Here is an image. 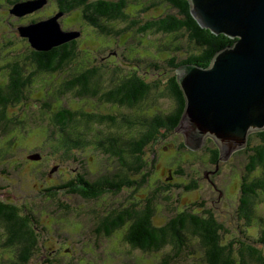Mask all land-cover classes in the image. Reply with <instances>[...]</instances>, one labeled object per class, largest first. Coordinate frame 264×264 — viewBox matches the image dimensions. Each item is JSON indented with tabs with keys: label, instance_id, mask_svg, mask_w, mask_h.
I'll return each instance as SVG.
<instances>
[{
	"label": "rangeland",
	"instance_id": "374dc122",
	"mask_svg": "<svg viewBox=\"0 0 264 264\" xmlns=\"http://www.w3.org/2000/svg\"><path fill=\"white\" fill-rule=\"evenodd\" d=\"M0 1L4 6L0 8V67L15 66V63L19 66L36 67L32 58L28 56L29 51L36 48L16 35L18 27L28 24H20V19L8 12L9 0ZM157 1L132 0L126 12L130 13L131 20L138 19V23L132 24L129 17L125 20L113 21L109 24L111 34L92 30L88 33L84 30L83 36H80L79 31L75 29L77 22H74V25L70 24L67 29L61 28L60 23L65 18V14L57 15L56 21H51V33L54 38L49 43L50 47H43L49 49L78 38L77 54L66 65L67 71L71 72L73 67H82V65L83 69L86 66L100 67L98 71L103 72L101 78L107 81L110 77H121L134 72L133 74H138L147 82L158 84L159 87L153 86L151 92L136 105L138 107H133L130 112L133 116L137 113L149 116L156 113L164 114L171 109L173 100L167 95H155V93L157 89L164 88L169 74L176 73L170 68L173 66L168 60L170 57H175L177 62L190 53L200 52L202 47L191 40L185 30L173 32L148 30L144 33L138 30V26L147 19L177 13V10L165 0L158 3ZM43 4L45 5L46 2ZM47 12L45 9L39 14ZM79 12L75 10L68 15L73 21L78 20ZM60 17L61 20L58 21ZM128 25L130 27L124 31V27ZM119 29L122 30L120 34L114 31ZM62 32L71 33L72 37L65 39L61 35ZM88 49L90 56L85 54ZM108 67L117 68L111 73ZM124 70L128 72L124 73ZM55 76L46 77L51 81L49 80L48 85H43L42 80L45 79V75L39 73L36 79L41 81L27 84L20 92L22 98V93L25 91L23 93L26 96L25 103L21 104V100L11 102L6 111L0 112V201L16 205L21 213L27 212L34 220L37 240L31 256L37 264H40L43 257H47L48 264H162L164 260L167 261L165 264H204L206 261L204 247L199 237L189 233L183 234L185 239L183 246L179 247L167 242L158 249L143 250L132 248L123 238L121 240L119 236L122 232L115 231L107 237L105 235L96 237V234L90 233L92 225L85 235L74 226L68 227L65 222L59 221L61 214L67 218L68 225L80 221L82 224H91L93 215L105 213L106 208L111 209L113 198L115 200L123 197L131 200L143 198L146 194L149 196L155 188L157 191L154 193L158 197L155 201L163 204L159 211H155L153 222L156 225H163L169 217H174L181 211L198 212L203 216L212 213L216 222L221 225L218 229L220 242L230 245L233 254L236 255L240 248H244L242 245L244 243L259 248L264 256V241L261 240L264 231V188L258 187L255 193L249 194L251 204L245 210L240 200L243 184L264 180V170L260 165L252 170L247 169L252 153L250 150L236 151L230 159L219 162L218 167L215 168V165L209 162V148L213 146L211 142L206 143L207 148L203 147L197 151H192L186 146L180 148L178 153L179 168L182 169V173H176L175 168L178 165L172 164L175 151L167 150L173 145L177 146L178 142L183 140V136L180 132L171 134L172 131L166 138L157 142L156 151L152 155L150 150L145 153L146 166L143 168L148 175L154 171L159 176L169 178L172 181V186L168 187L171 188L170 191L162 190L158 185L154 186L146 180L141 185H133L118 194L106 191L108 196L102 195L106 198V202L70 193L74 198V201L70 202L73 208L71 211H66L58 205L59 199L63 201L62 194L57 195V199L54 200V191L50 192L52 200H49L51 198L45 192V188L60 177L58 181L73 178L79 169H76L73 156L75 152L70 151L69 158L61 159L59 156L62 152L54 153L52 148L50 151L49 147H40L46 134L44 125L47 126V134L50 136L56 133L57 129L52 126V119H49V114L53 115V111L56 110L55 96L48 97L51 108L45 106L42 101L45 91L58 89L56 80L61 76L60 74ZM67 77H71V74L68 73ZM9 81L4 71L0 69V87L7 90L5 87ZM75 94L72 91L63 96L62 106L84 110L88 107L97 111L106 108L95 98L88 100ZM27 97L41 98L36 102L26 100ZM90 103L92 107H89ZM68 128L73 131L78 125L71 124ZM257 141L258 139L253 137L252 142ZM96 154H101L96 148L85 150L84 156L91 160V166L96 163L95 168H99L108 164L102 156L95 157ZM153 157L155 159L152 161ZM110 167L113 168L112 164ZM94 172L85 177L92 178L94 174L99 176L97 171ZM207 173L215 187L207 181ZM191 183L195 184L187 189L186 186ZM45 196H48L47 199ZM42 210H46L47 214H43ZM88 235L96 237V240ZM247 264L258 263L249 259Z\"/></svg>",
	"mask_w": 264,
	"mask_h": 264
},
{
	"label": "trees",
	"instance_id": "16d2710c",
	"mask_svg": "<svg viewBox=\"0 0 264 264\" xmlns=\"http://www.w3.org/2000/svg\"><path fill=\"white\" fill-rule=\"evenodd\" d=\"M20 1L23 0H9L10 7L8 8V12L11 13L10 9L14 6V4H16V2ZM55 1H58V5H60V7L57 8L60 9L59 12L62 16L64 14L73 13L75 10L80 11V18H78V20L74 19L73 21L70 18V15H67L69 17L63 18L62 21L65 27H68L70 24L74 25V22H77L75 23L77 24L75 29L79 31L78 33L80 36H83L82 29H87L88 24L92 25V22L94 24L98 17L99 21L104 24V26L100 25V27L97 28V31L105 32L106 34L107 32L111 34L109 24L113 21H121V19L125 20L127 17L131 20V15L126 12V8L132 0H46L45 5H48V2H52V5L56 8ZM158 1L162 2V0ZM165 1L172 5V7L177 10V13H169L164 16L147 19L138 26V30L142 33L148 30L159 32L185 30L188 32L190 39L202 47L200 52L190 53L185 58L177 62L175 61V57H170L168 63L173 66L170 67L171 69L173 68L172 71H176L177 68L184 63H194L206 67L217 50L233 43L234 39L222 33L214 34L209 29L201 27L190 13L188 0ZM20 21L23 23L22 19ZM131 22L132 24H136L138 23V19H132ZM129 27L130 25L124 27V31ZM86 31L91 33L90 29ZM114 31L119 34L122 32L120 29L119 31ZM16 35L24 41L27 40L30 44L28 38L21 36L18 29ZM76 49V44L72 45L70 43L46 50H36L32 48V50L29 51L28 56L32 58V61L37 65L36 67H28L27 65L19 66L18 63H15V66L11 65L8 70L9 74H7L8 79L10 80L8 85L5 87L7 90L0 87V112L6 111L8 104L11 102H18L21 100V104L25 103L26 96L23 95L25 91L22 93V98L20 95L23 87L31 82L37 83L41 81L36 79L40 72L36 74L33 73L31 75V70L50 68L61 70V74L64 76L70 73L71 77L63 78L62 81H60V78L57 80L58 82L60 81L57 83L58 89H51L42 98V101L44 102L43 104L45 106L48 105L51 108V103L49 102L48 97L53 95L55 96L54 102L56 110L53 111V115H51V113L49 114V119H52V126L54 128L57 127V129L55 131L56 133L50 136L47 134V126L40 123V125H44L46 127L45 138L40 143V147H49L50 151L52 148V152L54 153L62 152L59 156L61 159L69 158L68 154L70 151L78 153V149L83 146L85 149L91 147L102 148L111 154L112 164H114V161L120 163L121 166H117V171H121L120 175L124 176L126 171H129L132 175H138L142 172V175L146 176V180H149L150 183L154 184V186L158 185L159 188H162V190L166 189L170 191L171 188L168 187L172 186V181L169 178L163 175L159 176L154 171H152V174L148 175L144 169L141 171L140 169L142 164L145 163V153L147 154L148 150H150V155H152L156 151V144L158 141L166 138V136L172 131L173 132L171 134L178 133L175 130V127L177 126L180 116L184 110L185 100L177 81L176 73L169 74L164 88L157 89L155 93V95L162 94L170 97L173 100L171 109L166 111L164 114L156 113L149 116L137 113L133 116L130 110L133 107H138L136 105L141 103L146 94L151 92L154 88L153 86H158V84H151L142 76L133 74L134 72H132V76L129 77L125 75H122L121 77L116 76L119 81H124L120 86L119 82L112 83L110 80L107 81L102 79L101 75H103V73L101 74L98 71L90 72V70H87L83 75L81 72L82 67H84L83 65L82 67H73L71 72L69 70L67 71L66 69L68 67L66 65H68L71 61L70 59L77 54ZM84 50H86V48H84ZM85 54L88 56L91 55L89 49ZM2 68L5 69V67H0L1 70ZM46 77L52 76L45 75V79L42 80L43 85L49 84L50 79ZM68 78L72 79L68 80ZM80 83L82 86H80ZM62 84L64 85L59 88V85ZM97 87L102 91L105 90L104 92L109 100L126 104L129 108L127 110L128 112L116 114L113 110H111L107 114L100 115L95 113L99 111L88 109V107L84 110L83 108L70 109L62 106L63 96H66L68 92L74 91L76 93L75 95L78 97L84 96L83 99L90 100L91 96L97 95V93H95L97 91ZM87 96L90 97L87 98ZM40 98L27 97L26 100H35L37 102V100L40 101ZM100 111L105 113L107 109H101ZM71 124L78 125V128L71 131V129L68 128ZM93 132L95 135H93ZM253 137L258 139L256 143L252 142ZM207 142H211L213 144V146L209 148V162L214 164L216 168V166L218 167V163L222 161L219 160V149L210 137L207 138L206 143ZM126 143L130 146V152L128 154L122 153L124 151L111 152L116 148V145L124 146ZM206 143L203 146L205 148H207ZM185 147L186 145L184 141L181 140L178 142L177 146L173 145L172 148L167 150L175 151L174 161L172 164L178 165L175 168L176 173H182V169L179 168L178 153L180 148ZM239 150H250L252 152L250 155V162L247 166L248 170L254 169L257 165H260L264 170V130L250 133L248 135L247 145ZM235 152L236 151H234L232 155ZM75 153L73 155L74 159L76 157ZM83 159L81 160L82 166L86 172L87 170H90L88 171V174L95 173L94 171H101V169L95 168L97 165L96 163L91 166L88 158L84 156ZM154 159L155 157L152 158V161ZM165 161L168 162L167 160ZM125 162H130V164L125 167L124 170ZM82 166L81 169L79 168L75 172L74 176L78 177L79 183H70V189L68 188L66 191L62 192V186L67 185L66 182L56 185L59 187L58 189L51 187V189H53L52 191H50V189L46 190L45 188V192L51 198L49 200H52L50 192L54 191V200L57 199V195L62 194L61 198L63 201L59 199L58 205H61L66 211L73 210L72 206H70V202L74 201V198L70 195V193L86 198L96 197L98 198L97 200L103 202L106 200V198L102 197V195H106L104 191L107 189L106 186L110 184L109 180L111 172L106 171L108 173H103L102 175L96 177L94 174L92 178H86V172H81V170H83ZM108 168L109 167H103V171ZM209 176L210 175H208L207 178H209ZM67 179H62L61 181H66ZM57 181H54L51 184H55ZM207 181L214 186L213 180L210 181L208 179ZM74 182H76L75 178ZM193 184L195 183L187 185V189L190 186L192 187ZM258 187L264 188V180H258L250 184H243L242 196L240 197L243 210L251 204L250 198H248L249 194L255 193V189ZM155 191H157L156 188L151 194H149V196L146 194L143 197L146 198L145 204H143V201L138 200V198L133 200L132 203H125V201H120V199L116 200L119 202V205H127L128 208H130L124 210L123 212H119L118 215L109 216L106 214L105 218H102L101 220L96 218L98 214L95 213L97 216H92L93 222L91 224H82L80 221L74 222L73 225H68L67 218H64L61 214L59 216L60 220L59 218L58 220L65 222L68 227L74 226L85 235H87L91 225L98 223L99 221L98 228L96 230L91 228L90 230V233L96 234V237L103 236L104 234L110 235L115 231H119L122 232V235L119 236L120 239L123 238L124 241L130 245V247L140 248L143 250L158 249L167 242H171L179 247L183 246L185 242L183 234L189 233L199 237L200 242L204 247L206 259L204 264H247L249 259L256 261L258 264H264V256L261 254V250L253 245L242 243L244 248H240L238 253L235 255L232 253L230 245L222 244L218 235V229L221 225L216 222L212 213H207V217L198 212L187 210L181 211L174 217H169L168 221L164 222L163 225H156L153 222L154 214L155 211H159L163 207V204L155 201V199L158 198L154 193ZM107 196L108 195H106V197ZM47 197L45 196L46 199ZM164 207L166 208V206ZM107 210L108 209L106 208V211ZM41 212L43 214H47L46 210H42ZM34 223V221H30L26 213L21 215L18 212V207L16 205L0 201V226H3L6 229L4 230L0 227V264H25L24 260H26L27 256L32 253L36 245L37 236L35 233ZM261 240L264 241V231L262 232ZM14 243H16V246H20V256L17 262L16 260L8 258V256L11 255V252L10 249H8L7 244ZM2 257L5 258L3 259ZM166 262L167 261L164 260V263L162 264H165Z\"/></svg>",
	"mask_w": 264,
	"mask_h": 264
},
{
	"label": "water",
	"instance_id": "95a60500",
	"mask_svg": "<svg viewBox=\"0 0 264 264\" xmlns=\"http://www.w3.org/2000/svg\"><path fill=\"white\" fill-rule=\"evenodd\" d=\"M44 2H18L10 12L23 15ZM188 2L201 27L234 41L217 50L206 67L184 63L177 68L185 102L175 130L192 151L202 149L210 137L219 149V160L226 161L247 145L250 133L264 130V0ZM57 15L20 26L18 31L36 49H47L43 46L50 47L51 21ZM61 35L72 37L71 33Z\"/></svg>",
	"mask_w": 264,
	"mask_h": 264
},
{
	"label": "flooded vegetation",
	"instance_id": "af4514ba",
	"mask_svg": "<svg viewBox=\"0 0 264 264\" xmlns=\"http://www.w3.org/2000/svg\"><path fill=\"white\" fill-rule=\"evenodd\" d=\"M49 1V0H48ZM55 5H56V8H54V6L52 5V2H48V5H44V6H42V7H40L39 9H36V10H33V11H30V12H28V13H25V14H23V15H14L17 19H22L23 20V23H20V24H29V23H32V22H37V21H42V20H44V19H48V18H50V17H52V16H54L55 14H57L58 12H59V8H57V7H60V5H58V1H55ZM1 7H4L3 5H2V2L0 1V8ZM5 8H7V6H5ZM45 9H47V13H44V14H39L41 11H43V10H45ZM60 13V12H59ZM68 14H65V18H67L68 16H67ZM64 16V15H63ZM62 17V16H61ZM61 17L59 18V20L58 21H60L61 20ZM100 25H102V26H104V24H102L100 21H99V17L96 19V21H95V23L93 24V22H92V25H90V24H88V28L87 29H85V31L86 30H92V31H97V28H99L100 27ZM60 26H61V28H69V27H65L64 25H63V23H60ZM106 26V25H105ZM82 31L84 32V29H82ZM82 31H81V34H82ZM102 33H105V32H102ZM77 41H78V38L77 39H73L72 41H70V42H66V43H64V44H60V45H57V46H61V45H66V44H72V45H75L76 43H77ZM75 43V44H74ZM54 47H56V46H54ZM51 48H53V47H51ZM9 68L10 67H5V69H3L2 68V71H4V74L6 75V78H8V76H7V74H9ZM98 68H100V67H85L84 69H83V67H82V70H81V72H82V74L84 75V72L85 71H87V70H90V72H94V71H98L99 69ZM108 68H110V67H108ZM112 68V69H111ZM110 69H109V71H111V73H113V72H115L116 71V68L117 67H111ZM38 72H40V73H42V74H44V75H48V76H52V77H56L55 75H57V74H61V70H57V69H50V68H41V69H36V70H31V75L34 73V74H36V73H38ZM98 72H100V71H98ZM125 72H128V71H125L124 70V73ZM101 74L103 73V72H100ZM125 76H132V73L130 72L129 74H124ZM61 76V78H60V81H62V79L63 78H66L67 77V75L66 76H64V75H60ZM102 76V75H101ZM33 77V76H32ZM70 79H72V78H68V80H70ZM110 79V81L112 82V83H115V82H119V85L121 86V84L124 82V81H119V79H118V77H116V76H113V77H111V78H109ZM59 81V82H60ZM57 80H56V83H59ZM65 84V83H64ZM64 84H62V85H59V88H61ZM27 85V84H26ZM80 86H82L81 85V83H80ZM1 88H3V87H1ZM49 91V90H48ZM48 91H45L44 93L46 94ZM105 90H100V88H98L97 89V91L95 92V93H97V95H95V96H87V97H90L91 99H93V98H95V100H98V101H100L102 104H104L105 105V107H106V109H107V111L104 113V112H102V111H99V112H95V113H98V114H100V115H103V114H107L108 112H110L111 110H113V112L114 113H116V114H119V113H126V112H128L127 110L129 109L128 108V106L126 105V104H123V103H117V102H113V101H111V100H109L108 99V97H107V95H106V93L104 92ZM91 95H93V94H91ZM82 97V96H81ZM83 98H84V96H83ZM90 106H92L91 105V103L89 104ZM89 106V107H90ZM116 148L113 150V151H111V152H122V151H124V152H122V153H125V154H128L129 152H130V146H129V144H127L126 143V145H124V146H122V145H116L115 146ZM124 147V148H123ZM85 148H84V146L82 147V148H80V149H78V153H75V163H76V169H78V168H80L81 169V166H82V162H81V160L84 158V154H85ZM96 150L97 151H99L101 154H96V156L95 157H99V156H102L103 157V159H104V161H107V165H104L103 167H109L108 169H105L104 171H103V167H99L98 169H101V171H97L98 173H99V176L100 175H102L103 173H108V172H106V171H109V172H111V175H112V173H113V175L111 176L110 175V180H109V183L110 184H108L107 186H106V191L107 192H110V193H115V194H118V193H120V192H122V191H124L123 189H125V190H127V189H129V188H131L133 185H136V186H138V185H141L144 181H146V176L145 175H142V172H140V174H138V175H132V174H130V172L129 171H126L125 172V174H124V176H122V175H120V173H121V171H117V166H121L120 165V163H118V162H115L114 161V164H112V162H111V154L108 152V151H106V150H104V149H102V148H96ZM29 155V154H28ZM28 155H27V157H28ZM42 155H44V154H41V156ZM124 157H126V156H124ZM35 160H33V162H34ZM83 161H84V159H83ZM91 161V160H90ZM111 164H112V167L113 168H111L110 166H111ZM130 164V162L129 163H127V162H125V164H124V170H125V167H127L128 165ZM146 166V162L145 163H143L142 164V167H141V169H140V171L144 168ZM83 167V166H82ZM97 169V170H98ZM88 171L89 170H87V172H86V170H84V167H83V170H81V172H83V173H85L86 172V175L88 174ZM82 173V174H83ZM170 173H171V171H170ZM209 175V173H207V176ZM97 175H95V177H96ZM74 178H75V181L76 182H74ZM210 181H212L211 179H210V176H209V178H208ZM78 177H73V178H69V179H67L66 181H61V182H59V181H57L55 184H53L52 186H51V184L50 185H48L49 187H47L46 188V190L47 189H51V187H54V189H58L59 187L58 186H56V185H59V184H62L63 182H66L67 183V185H65V186H62V187H64V188H62L63 190H62V192H64V191H66L68 188H69V185H70V183H75V184H78L79 182H78ZM215 186V185H214ZM106 191H104V193L106 194ZM107 195V194H106ZM82 197V196H81ZM88 198V197H87ZM90 198H93V197H90ZM94 198H96V197H94ZM96 199H98V198H96ZM145 199L146 198H138V200H140V201H143L144 203L143 204H145L146 203V201H145ZM113 202L110 204L111 205V209H109L108 211H106L105 213H98V216L96 217L97 219H99V220H101L102 218H105V215L107 214V215H109V216H113V215H118L119 214V212H123L124 210H126V209H129L128 208V206L127 205H119V202H117L114 198H113ZM121 200H123V201H125V203H127V202H129V203H132V201L133 200H131V199H127V198H122V199H120V201ZM134 200H136V199H134ZM104 202H106V200L104 201ZM66 204V203H65ZM67 205V204H66ZM18 212L22 215L23 213H21V211H20V209H18ZM24 213H26V215L28 216V218L30 219V221H34V220H32L31 218H30V215L27 213V212H24ZM116 213V214H115ZM98 225H99V221H98V223H94V224H92V228L93 229H97L98 228ZM0 227H2L4 230H6L3 226H0ZM105 235V234H104ZM103 235V236H104ZM88 236H90V237H92L91 239H93L94 241L96 240V238L94 237V236H91V235H88ZM108 235H105V237H107ZM87 239H90V238H87ZM87 239H86V242H87ZM7 246H8V249H10V252H11V255L10 256H8V258H10V259H12V260H16V262L18 261V259H19V253H20V246L18 245V246H16V243H14V244H7ZM1 258V257H0ZM3 259L5 258V257H2ZM25 261V264H37V262H36V260L31 256V253H30V255H28L27 256V259L26 260H24ZM33 261H35V262H33ZM40 264H48V261H47V257H43L41 260H40Z\"/></svg>",
	"mask_w": 264,
	"mask_h": 264
}]
</instances>
